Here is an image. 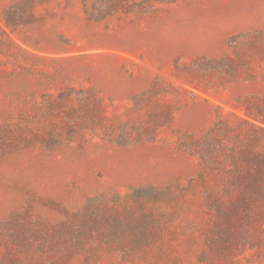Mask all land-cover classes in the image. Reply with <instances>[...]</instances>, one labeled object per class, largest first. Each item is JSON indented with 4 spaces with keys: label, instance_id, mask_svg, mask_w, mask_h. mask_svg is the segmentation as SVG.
Instances as JSON below:
<instances>
[{
    "label": "rangeland",
    "instance_id": "374dc122",
    "mask_svg": "<svg viewBox=\"0 0 264 264\" xmlns=\"http://www.w3.org/2000/svg\"><path fill=\"white\" fill-rule=\"evenodd\" d=\"M247 112L264 0H0V264H264L186 148Z\"/></svg>",
    "mask_w": 264,
    "mask_h": 264
},
{
    "label": "trees",
    "instance_id": "16d2710c",
    "mask_svg": "<svg viewBox=\"0 0 264 264\" xmlns=\"http://www.w3.org/2000/svg\"><path fill=\"white\" fill-rule=\"evenodd\" d=\"M247 113L249 117L233 113L238 120L235 125L220 117L204 137L186 145L200 157L203 169L192 184L198 181L203 185L207 204L218 218L217 230L222 239L228 238L232 230L223 228L221 221L233 222L249 214L252 204L257 208L251 213H264V120Z\"/></svg>",
    "mask_w": 264,
    "mask_h": 264
}]
</instances>
